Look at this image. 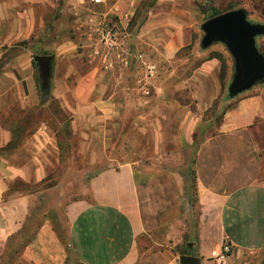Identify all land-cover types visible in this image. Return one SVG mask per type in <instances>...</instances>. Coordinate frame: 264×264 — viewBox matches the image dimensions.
<instances>
[{"label":"rangeland","instance_id":"rangeland-1","mask_svg":"<svg viewBox=\"0 0 264 264\" xmlns=\"http://www.w3.org/2000/svg\"><path fill=\"white\" fill-rule=\"evenodd\" d=\"M102 2L107 6L84 0L70 9L67 0H57L42 23L45 35L35 31L25 41L0 46V136L5 129L13 135L11 146L0 137V203L15 202L9 209L3 205L5 211L26 210L19 229L0 243V264L46 221L67 244L68 204L88 196L87 182L101 169L125 162L147 175L169 177L179 200L185 202L178 208L180 215L187 211L186 203L189 211H197L195 153L238 96L228 94L233 59L227 47L215 42L203 48L201 24L213 17L210 7L222 13L244 8L250 21L264 23V0H121L120 12L108 13L98 23L100 29H88L85 14L104 12L118 1ZM108 30L116 41L109 56L115 71L111 81L129 84L133 94L120 118H98L97 108L78 104L72 90L90 68L101 66L95 51L104 50L101 36ZM132 35L137 38L124 40ZM261 36L256 42L264 51ZM37 54L55 56L46 95L33 60ZM214 54L221 56L223 71L220 60L210 63ZM30 72L35 88L31 91L24 81ZM95 82H90L93 102L98 94ZM143 87L148 95L142 93ZM117 96L129 97L123 89ZM64 97L73 110L61 105ZM173 210L167 212L169 225L150 233L159 243L155 247L173 246L177 235L183 234L184 227L175 228L177 210ZM66 264L78 263L66 258ZM227 264H264V250L237 252L232 247Z\"/></svg>","mask_w":264,"mask_h":264},{"label":"crops","instance_id":"crops-1","mask_svg":"<svg viewBox=\"0 0 264 264\" xmlns=\"http://www.w3.org/2000/svg\"><path fill=\"white\" fill-rule=\"evenodd\" d=\"M56 1L0 0V46L25 41L35 31L39 36L45 35L42 23L49 16L50 7L56 8ZM83 1L67 0V4L76 9ZM117 1L104 12L93 10L85 14V26L100 29L102 25L98 23L105 21L108 13L120 10L117 3L121 0ZM97 3L106 5L102 0ZM127 37L125 41L137 38ZM261 37L264 44V35ZM256 44L264 55L258 41ZM229 57L232 61L230 52ZM209 61L214 64L217 58ZM99 62L101 66L90 68L81 78L83 82L72 89L74 96L81 106L89 110L97 108L98 118H120L124 105L133 96L132 88L111 81L115 74L112 56L108 62L102 58ZM25 67L31 70L30 64ZM229 74L232 77L233 64ZM94 80L98 93L95 102L94 87L90 85ZM24 81L27 90L35 89L31 72ZM121 89L128 98L117 96ZM61 105L73 110L65 97ZM1 135L4 142L10 139L6 129L1 130ZM194 172L197 211H189L186 203L188 209L180 215L178 208L184 207L185 202L179 200L169 177L147 175L142 168L127 162L101 169L87 182L88 196L66 207L67 244L46 221L14 264H66V258L78 264H180L176 249L184 246L189 255L199 258V264H219L217 255L224 241L237 252L263 251L264 86L255 84L239 93L224 111L215 132L197 148ZM2 190L0 187V202ZM13 203V200L0 203V209L3 205L12 208ZM173 208L177 210L175 228L184 227L183 234L177 235L173 246L155 247L159 243L151 234L172 220L167 212L174 211ZM18 213L14 209L0 211V243L19 229L26 210Z\"/></svg>","mask_w":264,"mask_h":264},{"label":"water","instance_id":"water-1","mask_svg":"<svg viewBox=\"0 0 264 264\" xmlns=\"http://www.w3.org/2000/svg\"><path fill=\"white\" fill-rule=\"evenodd\" d=\"M201 30L204 33L201 39L203 48L222 42L232 56L233 74L228 85L229 96L234 97L258 82L264 86V55L256 44V37L264 35V24L250 21L244 8H236L207 19L201 24ZM33 60L38 70L40 89L46 95L54 56L37 54ZM178 260L180 264H199V258L189 254H180Z\"/></svg>","mask_w":264,"mask_h":264},{"label":"trees","instance_id":"trees-1","mask_svg":"<svg viewBox=\"0 0 264 264\" xmlns=\"http://www.w3.org/2000/svg\"><path fill=\"white\" fill-rule=\"evenodd\" d=\"M210 12H211V16H215V15H218V14L222 13L221 11H218L217 9L211 8V7H210ZM43 53H45V52H43ZM212 58H217L218 60H220V62H221V70L223 71V60L221 59V56H219V54H214V55H211L209 57V59H212ZM12 142H13V135L10 136V139L6 142L5 145L6 146H11ZM193 173H194V176H195V172L194 171H193ZM194 182H195V178H194ZM37 229L34 230L33 232H31L30 234H27V236H25V238L21 242H18L10 250V253H9V256H8L9 258L7 260L3 261L2 264H14L16 262L18 256L23 251V249L31 242V240L34 237ZM176 253H178V254H190L187 246L186 247L184 246L183 248L176 249Z\"/></svg>","mask_w":264,"mask_h":264},{"label":"built area","instance_id":"built-area-1","mask_svg":"<svg viewBox=\"0 0 264 264\" xmlns=\"http://www.w3.org/2000/svg\"><path fill=\"white\" fill-rule=\"evenodd\" d=\"M101 40L104 43V50L100 51L96 50V54H100L101 58L104 61H107L109 56L112 54L113 46L116 44L115 37L111 35V32L108 30L105 34L101 36ZM147 69L149 72L153 71V66L152 65H146ZM142 93L144 95L149 94V90L146 87L142 88ZM231 244L227 242L221 247V250L219 254L217 255V259L219 261V264H227V261L229 259L230 251H231Z\"/></svg>","mask_w":264,"mask_h":264}]
</instances>
